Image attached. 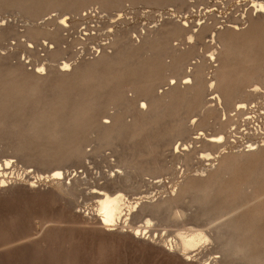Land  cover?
Wrapping results in <instances>:
<instances>
[{
	"label": "rangeland",
	"instance_id": "374dc122",
	"mask_svg": "<svg viewBox=\"0 0 264 264\" xmlns=\"http://www.w3.org/2000/svg\"><path fill=\"white\" fill-rule=\"evenodd\" d=\"M219 1L0 0V264H264V139L252 151L260 160L244 152L247 139L238 135L239 104L264 98V79L262 90L247 96L248 74L264 77V14L253 4ZM65 14L71 22L99 23L102 31L87 40L84 26L63 33L68 53L55 61L50 54L58 42L30 33L54 31ZM255 19L262 25L252 31ZM236 24L242 30L235 36ZM180 26L182 34L172 32ZM176 51L177 59L170 56ZM63 61L72 63L65 76ZM185 76L193 82L184 85ZM213 81L222 105L209 102ZM58 124L61 136H53ZM218 134L225 136L221 148L206 142ZM181 144L189 150L176 153ZM6 159L12 167L3 166ZM55 169L65 178H47ZM99 190L123 193L138 206L132 213L125 207L118 226L106 228L94 196ZM130 227L148 229L135 238ZM199 229L210 241L184 253L178 233ZM230 241L255 259H229L223 250Z\"/></svg>",
	"mask_w": 264,
	"mask_h": 264
},
{
	"label": "bare ground",
	"instance_id": "6f19581e",
	"mask_svg": "<svg viewBox=\"0 0 264 264\" xmlns=\"http://www.w3.org/2000/svg\"><path fill=\"white\" fill-rule=\"evenodd\" d=\"M109 2V1H108ZM220 2V1H219ZM218 2V3H219ZM112 3V2H111ZM216 4V3H215ZM219 4H253L252 5V8L254 9V10H252V11H254V13L256 12V14L258 15V14H264V2L263 1H259V2H256V1H253V0H224V1H221ZM230 6V5H229ZM214 11V10H213ZM29 13V12H28ZM33 13V12H32ZM40 12H38V13H34V14H37V15H40L41 16V13H43L42 11H41V13L39 14ZM208 13H210V11L208 12ZM250 14V13H249ZM33 15V14H32ZM31 15V16H32ZM37 15H35L36 17H38ZM207 15V14H206ZM212 15V14H211ZM29 16V15H28ZM34 16V15H33ZM245 16V15H244ZM252 16V15H251ZM263 16V15H262ZM211 17V16H210ZM250 17V16H249ZM258 17V16H257ZM214 18V17H213ZM243 19H245V17L243 18ZM246 19H248V18H246ZM257 19V18H256ZM255 19V20H256ZM59 20V21H58ZM76 20V19H75ZM79 21L81 20V18H79L78 19ZM77 20V21H78ZM83 20H85L84 18H83ZM123 20V19H122ZM248 20H250V19H248ZM255 20H253L254 22H255ZM261 20V19H260ZM53 21V20H52ZM61 21H63V23H61ZM78 21V22H79ZM257 21V20H256ZM259 21V20H258ZM257 21V23H254L253 24V30L252 31H255L258 27H261V25H262V23L259 21L258 22ZM80 22H82V20L80 21ZM77 23V22H71L70 21V18H68L67 17V15L65 14L64 16H62V17H60V18H57L56 19V25H54L55 26V30L53 31V28H52V30H51V27H42V26H40L41 28H43V29H38V28H34L35 30L33 31L34 33H30V34H32V36H33V38H36V36H40L41 35V39H42V37H43V35L46 37V36H50V38L52 37V39H54V40H56L58 43H57V49L55 50V51H53L50 55L52 56V58H54V60H55V58L57 59V61H62V60H60L61 58H62V54H64V52L65 51H67V50H65V49H63V47H62V45H63V43H65V40H67L66 38L68 37L67 36V34H66V37H65V34L63 35V33H68L69 31L71 32L72 30V28H75V26H84L85 28L84 29H81V30H83V33L81 32H79L82 36H83V38L84 37H86L85 39L87 40V39H91V38H93V36H95V35H97L98 33L97 32H99V31H102L101 30V28H100V25H99V23H96L95 24V26H90V23L88 24V22L89 21H83V23ZM73 23H75V25L73 24ZM108 23V22H107ZM115 23V22H114ZM113 23V24H114ZM117 23V22H116ZM187 23V22H186ZM54 24V23H53ZM76 24H79V25H76ZM205 25H206V23H204ZM249 24V23H248ZM72 25L74 26V27H72ZM107 25V24H106ZM189 25H191V24H189ZM29 26V25H28ZM169 26H170V24H169ZM184 26V25H183ZM183 26L181 27L180 26V28H179V30H178V28H177V30L175 31H172V32H180L181 34H182V32L183 31H180V29L181 28H183ZM197 26H200L201 28H202V26H203V24H199V25H197ZM36 27V26H35ZM38 27V26H37ZM39 27V28H40ZM117 27V26H116ZM176 27V26H175ZM175 27H173L174 29H176ZM185 27H186V25H185ZM204 27V29H207V28H209V25H206V26H203ZM232 27V26H231ZM249 27H251V26H249ZM30 28L31 27H29V30H30ZM77 28V27H76ZM81 28V27H80ZM79 28V29H80ZM188 28V27H187ZM190 28V27H189ZM233 29H232V31L234 32V34L233 35H235V32H241V30H242V28L240 29L239 27H238V25L236 24V25H234L233 27H232ZM78 29V28H77ZM103 29V28H102ZM185 29V28H184ZM183 29V30H184ZM211 29V28H210ZM260 29V28H259ZM33 30V29H32ZM80 30V31H81ZM115 30V29H114ZM171 28H169V31H168V33H169V37H170V39H171V36L173 37V33H171ZM188 31V29H185V31ZM200 30V29H199ZM202 30H203V28H202ZM202 30H200V31H202ZM215 30V29H214ZM260 30H262V29H260ZM216 31V30H215ZM259 31V30H258ZM31 32V31H30ZM69 32V33H70ZM93 32H95V34L93 33ZM112 33L114 32V31H111ZM118 32V31H117ZM206 32V31H205ZM213 32V31H212ZM244 32H245V30H244ZM76 33H77V31H76ZM78 33V34H79ZM97 33V34H96ZM129 33V32H128ZM128 33H126V35H128ZM185 34H186V32H184ZM198 33H199V31H198ZM198 33H197V35H198ZM204 33V32H203ZM227 33V32H226ZM230 33H232V32H230ZM246 33V32H245ZM244 33V34H245ZM248 34H249V30H248V32H247ZM252 33V32H251ZM30 34H28V35H30ZM124 34V33H123ZM173 34V35H172ZM178 34V33H177ZM202 34V33H201ZM200 34V36L201 37H203L202 35ZM205 34H207V33H205ZM238 34V33H237ZM255 34V33H254ZM167 35V34H166ZM171 35V36H170ZM193 35V34H192ZM192 35H190L191 37H189V43H191L192 41H194V39L193 38H195V37H193ZM204 35V34H203ZM216 35V34H215ZM240 35H242V33L240 34ZM250 35V34H249ZM256 35V34H255ZM179 37H180V34L178 35ZM182 36V35H181ZM200 36H197V37H199L200 38ZM205 36V35H204ZM231 36V35H230ZM236 36V35H235ZM252 36H254V35H252ZM96 37V36H95ZM94 37V38H95ZM115 37V36H114ZM128 37V36H127ZM127 37H125V36H123V38L122 39H124V38H127ZM167 37H168V35H167ZM166 37V38H167ZM211 37V36H210ZM234 37V36H233ZM233 37L231 36L230 37V39L232 38L233 39ZM246 37H248V36H245V37H243V38H246ZM39 38V37H38ZM69 38V37H68ZM74 38V37H73ZM78 38V37H77ZM80 38H81V36H80ZM79 38V39H80ZM82 38V39H83ZM98 38V37H97ZM96 38V39H97ZM205 38V37H204ZM207 38V37H206ZM219 38H220V36H219ZM249 38H252L251 37V35H250V37ZM79 39H74L75 41H74V43H77L78 41H80L81 42V44H82V42H84V41H81V40H79ZM84 39V40H85ZM128 39V38H127ZM126 39V40H127ZM196 39V38H195ZM210 39H212V43H213V45H215V38L213 37V38H210ZM228 39V38H227ZM226 39V40H227ZM230 39L228 40V42H226V45L225 46H228V44L227 43H229L230 42ZM38 40H40V39H38ZM168 40V39H167ZM197 40V39H196ZM203 40H206V39H203ZM225 40V41H226ZM245 40V39H244ZM247 40V39H246ZM250 40V39H249ZM91 41V40H90ZM112 41H113V39H112ZM118 41V40H117ZM125 41V40H124ZM152 41H153V39H152ZM164 41V40H163ZM232 41V40H231ZM248 41V40H247ZM42 42H44V41H42ZM122 42V41H121ZM148 42V41H147ZM149 42H150V40H149ZM156 42V41H155ZM170 43H171V41H169ZM187 42H188V40H187ZM195 42V41H194ZM202 42V41H201ZM206 42V41H205ZM47 43V42H46ZM45 42H44V46H50V45H48V44H46ZM69 43V42H68ZM113 43V42H112ZM111 43V44H112ZM125 43V42H124ZM157 43V42H156ZM207 43V42H206ZM51 44V43H50ZM123 44V43H122ZM155 44V43H154ZM172 44V43H171ZM169 45L170 47H168V48H170L169 50L171 51H173L174 49H171V46L173 45ZM194 44H196L197 45V43L195 42ZM203 44H205V43H203ZM209 44H210V42H209ZM208 44V45H209ZM37 45V44H36ZM52 45V44H51ZM77 45V44H76ZM121 45V44H120ZM145 45H147V43L145 44ZM148 45H150V46H152L151 45V42H150V44L148 43ZM193 45V44H192ZM37 46H39V45H37ZM36 46V47H37ZM53 46V45H52ZM50 47V51H52V49L54 50L55 49V47ZM65 46V45H64ZM74 46V45H73ZM73 46H72V49H73ZM82 46V45H81ZM66 47V46H65ZM173 47H176V46H172V48ZM197 47H199V49H200V43H199V46H197ZM71 48V47H70ZM163 48V47H162ZM167 48V47H166ZM178 48V47H177ZM177 48H176V50H177ZM191 48V47H190ZM194 48H196V47H194ZM29 49H31V48H29ZM36 49V48H35ZM35 49H32L31 50V52L33 51V50H35ZM71 49V50H72ZM144 49V48H143ZM146 49V48H145ZM144 49V50H145ZM197 49V48H196ZM70 50V49H69ZM131 50H133L132 48H131ZM144 50H142V52H145ZM150 50V49H149ZM152 50V49H151ZM150 50V51H151ZM155 50V49H154ZM165 50V49H164ZM163 50V51H164ZM167 50V49H166ZM165 50V51H166ZM168 50V51H169ZM203 50V49H202ZM182 51V50H181ZM181 51H179L178 50V52H180L181 53ZM227 51H229L228 50V48H227ZM34 52V51H33ZM159 52V51H158ZM177 52V51H176ZM175 52V53H176ZM178 52L176 53V54H174V52H173V55L171 54L170 56L172 57V56H174L175 58H176V56L178 55ZM68 53V51L66 52V54ZM163 53V52H162ZM161 53V54H162ZM166 53V52H165ZM183 53V52H182ZM186 54H187V51L185 52ZM188 53H189V51H188ZM191 53V52H190ZM190 53H189V55H190ZM196 53V52H195ZM226 53H228V52H226ZM225 53V54H226ZM66 54H65V56H66ZM168 54H169V52H168ZM192 55L194 54V52L192 51V53H191ZM217 54V53H216ZM50 55H49V58H50ZM176 55V56H175ZM183 55V54H182ZM188 55V54H187ZM187 55H186V59H188L187 58ZM60 56H61V58H60ZM180 56V55H179ZM218 56V55H217ZM219 56H220V54H219ZM169 57V56H168ZM181 57V56H180ZM189 57V56H188ZM224 57H225V55H224ZM58 58H60L59 60H58ZM175 58H174V60H175ZM183 59L185 58V57H182ZM192 58V57H191ZM211 58H212V60H216V58L217 57H215V55L214 54H211V57H210V60H211ZM231 58V57H230ZM177 59V58H176ZM178 59H180V58H178ZM186 59H184V60H182L184 63H185V61L187 62V60ZM229 59V58H228ZM51 60H53V59H51ZM53 60V61H54ZM211 60V61H212ZM218 60V59H217ZM216 60V61H217ZM56 61V60H55ZM71 61V60H70ZM179 61V60H178ZM182 62V63H183ZM61 63V62H60ZM182 63H180V66L182 67L183 65H182ZM61 66H62V68H61V74L60 75H63L64 74V76H65V74H66V72H68L69 70H72V63H69V61H63L62 63H61ZM252 67V66H251ZM200 68V67H199ZM255 68V67H254ZM258 68V67H257ZM257 68H255V69H257ZM40 69H44V71H45V68H44V66L43 67H41ZM182 69V68H181ZM197 69V74H196V82H197V84H201V69L200 70H198V67L196 68ZM184 71V70H183ZM182 70H181V72H183ZM255 71V70H254ZM186 72H187V70H186ZM191 72V71H190ZM196 72V71H195ZM63 73V74H62ZM248 74V73H247ZM246 74V75H247ZM263 73H261V72H252V73H250V74H248L249 76L247 77L250 81H253V83H252V85L250 86V87H252V90H250V91H248V94H247V96L248 97H250L251 96V94L252 95H256V94H258L261 90H262V88H261V86H260V82L264 79V77H263V75H262ZM192 77V76H191ZM67 78V77H66ZM242 79V78H241ZM182 80L184 81V85L185 84H189V83H192L193 81L191 80V78L189 77V76H185V77H183L182 78ZM215 81H216V78H215ZM243 81V80H242ZM171 82V81H170ZM183 83V82H182ZM205 83V82H204ZM170 84H172L171 86H173V84H175V82H174V80L172 79V82L170 83ZM207 84V83H206ZM205 84V85H206ZM215 82L213 81V82H211V84H210V89L211 90H214L215 89ZM175 86V85H174ZM203 88H204V86H202ZM245 88V87H244ZM175 89V88H174ZM177 90V89H176ZM203 90V89H202ZM246 90V89H245ZM249 90V89H248ZM173 91V90H172ZM192 92L194 91V90H191ZM195 93H196V91H195ZM216 92H215V90L214 91H212V95L214 94L215 96H213V97H211L210 99H209V102L212 100V101H214V100H216V101H218V103H221V105H222V99L220 98V96L219 95H217V94H215ZM262 93V92H261ZM171 94H173V93H171ZM189 94V93H188ZM191 94V93H190ZM192 95V94H191ZM191 95H189V96H191ZM211 95V94H210ZM264 95V94H263ZM171 96V95H170ZM229 96H231V95H229ZM175 98H176V96H175ZM178 98V97H177ZM223 98H224V96H223ZM226 98V97H225ZM228 98V97H227ZM230 98V97H229ZM233 98V97H232ZM231 98V99H232ZM261 98H263V97H261ZM169 99H171V98H169ZM173 99V98H172ZM264 99V98H263ZM263 99H259L258 101H256V99H255V102L253 103L252 102V104L250 105V106H247L246 104L247 103H237V104H239V106H238V109H239V111H241L242 110V112H241V117H240V128H244V130H243V132H241L240 131V129H239V131H238V135H242L241 137H243L244 139H247V142H246V144H245V150L246 151H244V152H251L250 154H253V156H254V154L256 155V148H258V146H259V144L261 145V143L260 142H262V140L264 139L263 137H264V111H262L263 109H262V106H264V100ZM225 100H227V99H225ZM207 102V101H206ZM229 102H231L230 101V99H229ZM217 103V102H216ZM248 103H250V102H248ZM249 105V104H248ZM142 106L143 107H146V103L145 104H142ZM209 108V107H208ZM78 109V108H77ZM76 109V110H77ZM82 110V109H81ZM81 110H79V111H81ZM208 111H213V110H208ZM82 112V111H81ZM141 112V111H140ZM77 113H78V111H77ZM213 113V112H212ZM240 113V112H239ZM74 116V115H73ZM73 116H72V120H73ZM77 116V115H76ZM52 117V116H51ZM68 117V116H67ZM237 117V116H236ZM75 118V117H74ZM63 119V118H62ZM64 119L65 120H63V122L64 121H68V120H66L67 118H65L64 117ZM69 119V118H68ZM71 119V118H70ZM44 120V119H43ZM47 120V119H46ZM76 120V119H75ZM235 120H236V118H235ZM194 121V120H193ZM192 121V122H193ZM41 122V121H40ZM46 122H48V121H46ZM61 122V121H60ZM235 122V121H234ZM42 123V122H41ZM62 123V122H61ZM65 124V123H64ZM63 124V125H64ZM106 124V123H105ZM192 125H193V123H192ZM235 125V124H234ZM233 125V126H234ZM57 127L55 128V130H53V136L55 135V136H58V135H60L59 134V131H57L58 129H61L62 128V126L60 125V124H58V125H56ZM61 126V127H60ZM66 126V125H65ZM110 127V126H109ZM109 127H108V129H109ZM112 127V126H111ZM110 127V128H111ZM116 127H117V125H116ZM116 127H114V128H116ZM237 127V126H236ZM105 128H107V126L105 127ZM104 128V129H105ZM113 128V129H114ZM239 128V127H238ZM108 129H107V131L106 132H108L109 133V131H108ZM118 129V128H117ZM236 128H234V130H235ZM65 130V129H64ZM234 132H236L237 133V130L236 131H234ZM64 133V132H63ZM62 133V134H63ZM107 133V134H108ZM231 133H233V130H232V132ZM231 133H229V134H231ZM228 134V135H229ZM201 136L202 135H204V134H200ZM61 136V135H60ZM135 136V135H134ZM206 137V136H205ZM226 137H227V135H226ZM233 137H235V139H236V137H237V134H235V135H233ZM56 138V137H55ZM100 138V137H99ZM231 138V137H230ZM238 138V137H237ZM240 138V137H239ZM104 139V138H103ZM102 139V140H103ZM107 139V138H106ZM105 139V140H106ZM196 139H201V137L199 138V137H197ZM68 140H66V142H67ZM224 141H225V136L223 135V134H218L217 136H210V137H206V142L207 143H209V144H211V146L213 145V146H216V148H218V147H222V145L221 144H223L224 143ZM237 141V140H236ZM242 141V140H241ZM243 141H245V140H243ZM242 141V142H243ZM65 142V143H66ZM264 142V141H263ZM238 143V142H237ZM236 143V144H237ZM226 144V143H225ZM230 144V143H229ZM241 145V144H240ZM243 145V144H242ZM181 146H183L182 148V150H181ZM181 146H179L178 145V147L176 146V147H174L175 148V152L176 153H179L180 151H188L189 150V146H186V145H182L181 144ZM232 146V145H231ZM66 147V146H65ZM242 147V146H241ZM262 147V146H261ZM261 147H260V151H262V152H264L263 150L264 149H261ZM237 148H239V147H237ZM66 149V148H65ZM242 150H243V148H241ZM240 149V150H241ZM254 150H256L255 152H252V151H254ZM174 152V153H175ZM175 153V154H176ZM257 154H258V152H257ZM245 155V154H244ZM243 155V156H244ZM240 156V155H239ZM252 155H250V157H253ZM212 157V154H203V156H202V158H211ZM219 157V156H218ZM217 157V158H218ZM256 159H259L260 158V160H262V158L261 157H256V156H254ZM60 162V161H59ZM13 162L11 161V160H5L4 161V165L3 166H5L6 168L8 167H12V164ZM122 163V162H121ZM130 163H131V161H130ZM158 163V162H157ZM186 163H188V162H186ZM2 164H3V162L1 163V161H0V169H1V167H2ZM123 164L125 165V163L123 162ZM131 165H133V164H131ZM121 166V165H120ZM159 166H161V165H159ZM215 166V165H214ZM126 167V166H125ZM4 168V167H3ZM157 168H158V165H157ZM163 168V167H162ZM214 168V167H213ZM211 169H212V167H211ZM128 170V169H127ZM147 170V169H146ZM149 170V169H148ZM213 170H215V169H213ZM212 170V171H213ZM149 171H151V170H149ZM161 172L163 173L164 172V170L162 169L161 170ZM204 172V171H203ZM214 172V171H213ZM212 172V173H213ZM220 171H218V173H219ZM57 173H59V175H57ZM149 172H146L145 174H148ZM158 173V172H157ZM167 173V172H166ZM150 174V173H149ZM152 174H155V173H153V171H152ZM169 174V173H168ZM211 174V173H210ZM127 175V174H126ZM160 175V174H159ZM163 175H164V173H163ZM212 175H214L213 177H215V174H212ZM219 175V174H218ZM147 176V175H146ZM161 176V175H160ZM128 177V176H127ZM159 177V176H158ZM158 177H157V179H158ZM41 178V177H40ZM44 178V177H43ZM47 178H51L52 180H61V179H64L65 178V173L61 170V169H55V170H53L52 171V173H51V175L50 176H47ZM130 178V177H129ZM186 178V177H185ZM193 178V177H192ZM217 178V177H216ZM155 179H156V177H155ZM209 179H211V177H209ZM208 179V180H209ZM192 180H194V181H196L195 180V178H193ZM197 180H198V178H197ZM212 180V179H211ZM186 181H188V180H186ZM213 181V180H212ZM7 181H6V179L5 180H3L2 179V181H1V183L2 184H5ZM210 183H212L211 181H210ZM177 184H179L178 182H177ZM188 184V183H187ZM186 184V185H187ZM186 185H184L185 187H186ZM193 185H195V184H193ZM192 186V185H191ZM191 186H189V187H191ZM182 187V186H181ZM188 187V186H187ZM186 187V188H187ZM180 188V187H179ZM191 189V188H190ZM101 190H99V192L98 193H96L94 196H95V198H96V200L98 201L97 202V211H98V213H99V216H100V219H101V221H102V223H103V226H105L106 228H112V227H116V226H118L117 225V223H118V221L121 219V217H122V214H123V211H124V209H125V207H127L128 208V211H129V213H132L136 208H137V206H138V203H131V202H129V200L127 199V197H126V195H124L123 193H120V192H118V193H115V194H109V193H106V192H103L102 193V191L100 192ZM185 191V190H184ZM188 191V190H187ZM190 191H192V190H190ZM185 193H186V191H185ZM171 203V202H170ZM246 203H249V202H246ZM242 207V206H241ZM243 208V207H242ZM238 209H239V207H238ZM235 210V209H234ZM231 211V210H230ZM236 211V210H235ZM234 211V212H235ZM233 212V211H232ZM231 213V212H230ZM229 213V214H230ZM222 214V213H221ZM226 214H228V212L226 213ZM226 214L225 213H223L222 215L223 216H226ZM220 217V216H219ZM222 218V217H221ZM227 221V220H226ZM226 223H228V222H223V224H226ZM148 225L150 224V222H148L147 223ZM223 224L221 223V227H220V232H221V228L223 227ZM218 226V225H217ZM216 226V227H217ZM225 227H227L228 229H229V227L228 226H226L225 225ZM224 227V228H225ZM131 229H132V234L134 235V237L135 238H141V236H143V232L144 231H146L147 229H148V227H137V228H132V227H130ZM226 229V228H225ZM217 230H218V228H217ZM227 230V229H226ZM229 231V230H228ZM137 233H139V235H137ZM146 233V232H145ZM226 233V232H225ZM219 236H222V235H220V233H219ZM178 238H179V243H180V249L185 253V251H186V253L190 250V249H192V248H197V246H199L200 244H204V242H208V241H210L209 240V237H208V235L205 233V231H203V230H201V229H199V230H194V231H190V232H188V233H186V234H180V233H178V236H177ZM217 237H218V235H217ZM219 238H222V237H219ZM218 238V239H219ZM220 240V239H219ZM222 240H224V237L222 238ZM228 243V244H227ZM226 244L228 245V246H226V248H224L225 250H223L222 248L224 247V246H222V250L223 251H225V253H226V255H227V257L230 259V258H232V260L234 259L235 260V258H237L239 255H241L242 257L244 256V255H242L243 253V251H241V249H240V246L238 245V244H233L232 245V243H231V241L230 242H226ZM232 246H236V245H238L237 247H232ZM223 245V244H222ZM224 245H225V243H224ZM178 246V245H177ZM237 249V250H236ZM244 249H245V247H244ZM243 249V250H244ZM245 250H247V249H245ZM182 253V252H181ZM240 253H242V254H240ZM248 253V252H247ZM223 254V253H222ZM185 255V254H184ZM225 255V256H226ZM249 255V253L248 254H246L245 256L247 257ZM250 255H251V257L250 256H248V258H246V259H255V258H253V256H252V254L250 253ZM244 256V257H245ZM242 257H240V258H242ZM255 257V256H254ZM257 258V257H256ZM238 259V258H237ZM251 260H248L249 262L251 261ZM253 262V264H254V262H255V260H253L252 261ZM251 262V263H252Z\"/></svg>",
	"mask_w": 264,
	"mask_h": 264
},
{
	"label": "snow or ice",
	"instance_id": "6c2138e0",
	"mask_svg": "<svg viewBox=\"0 0 264 264\" xmlns=\"http://www.w3.org/2000/svg\"><path fill=\"white\" fill-rule=\"evenodd\" d=\"M61 23H63V21H61ZM41 72L44 71V69H40ZM57 175H59V173H57ZM137 235H139V233H137Z\"/></svg>",
	"mask_w": 264,
	"mask_h": 264
}]
</instances>
